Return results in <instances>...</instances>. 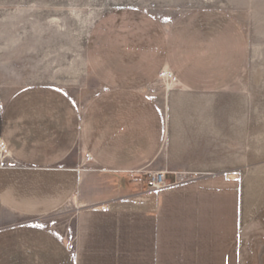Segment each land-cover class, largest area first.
I'll return each instance as SVG.
<instances>
[{
    "label": "crops",
    "instance_id": "0c3cea01",
    "mask_svg": "<svg viewBox=\"0 0 264 264\" xmlns=\"http://www.w3.org/2000/svg\"><path fill=\"white\" fill-rule=\"evenodd\" d=\"M246 57L240 27L216 10L189 11L170 26L138 9L102 14L85 46L101 91L83 110L43 85L0 101V146L10 157L0 167V264H240L237 179L211 172L153 192L134 174L166 141L145 89L166 72L185 92L219 93ZM77 145L87 167L73 156ZM68 203L70 247L33 220Z\"/></svg>",
    "mask_w": 264,
    "mask_h": 264
},
{
    "label": "rangeland",
    "instance_id": "374dc122",
    "mask_svg": "<svg viewBox=\"0 0 264 264\" xmlns=\"http://www.w3.org/2000/svg\"><path fill=\"white\" fill-rule=\"evenodd\" d=\"M118 9L142 10L163 26L189 11L211 9L240 27L246 62L225 90L195 95L164 75L145 89L163 115L166 141L134 178L142 177L146 187L148 172L165 173L169 185L180 175L186 181L211 172L237 179L242 193L240 264H264V0H0V101L43 85L65 93L83 110L101 91L85 60L89 32L102 14ZM73 156L88 166L81 146ZM8 160L0 161V167ZM74 211L68 203L33 220L70 247Z\"/></svg>",
    "mask_w": 264,
    "mask_h": 264
},
{
    "label": "built area",
    "instance_id": "2783aa9c",
    "mask_svg": "<svg viewBox=\"0 0 264 264\" xmlns=\"http://www.w3.org/2000/svg\"><path fill=\"white\" fill-rule=\"evenodd\" d=\"M163 75L165 76L164 73L161 74V76ZM166 78L175 83V80L170 74H167ZM8 157H9L8 153L5 151V149L2 146H0V161H4ZM183 178H185V175H180L178 177L177 182H182ZM146 184H147V188L153 192L166 191L171 188V185L167 183L165 173L163 172H148Z\"/></svg>",
    "mask_w": 264,
    "mask_h": 264
},
{
    "label": "bare ground",
    "instance_id": "6f19581e",
    "mask_svg": "<svg viewBox=\"0 0 264 264\" xmlns=\"http://www.w3.org/2000/svg\"><path fill=\"white\" fill-rule=\"evenodd\" d=\"M164 74H165V76H166L168 73L165 72Z\"/></svg>",
    "mask_w": 264,
    "mask_h": 264
}]
</instances>
